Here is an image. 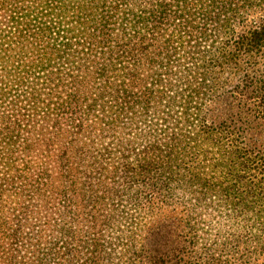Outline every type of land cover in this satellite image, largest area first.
Listing matches in <instances>:
<instances>
[{"label": "trees", "instance_id": "obj_1", "mask_svg": "<svg viewBox=\"0 0 264 264\" xmlns=\"http://www.w3.org/2000/svg\"><path fill=\"white\" fill-rule=\"evenodd\" d=\"M15 1L0 264L264 249V0Z\"/></svg>", "mask_w": 264, "mask_h": 264}, {"label": "rangeland", "instance_id": "obj_2", "mask_svg": "<svg viewBox=\"0 0 264 264\" xmlns=\"http://www.w3.org/2000/svg\"><path fill=\"white\" fill-rule=\"evenodd\" d=\"M26 3L17 4V1L15 0H7L3 10L4 14L0 13V51H4L7 49V47H10L13 45L12 43H15L17 41L16 35H11L7 31V26L9 25V20L12 17H16L17 14L11 12L14 9L22 8L24 9L26 7ZM256 16L252 18V20H255ZM14 47V46H11ZM7 57H10L9 53L7 54ZM3 56V52H0V62H2V58H6ZM15 60V59H13ZM27 60H24V63H26ZM264 131V128H263ZM264 135V132H263ZM257 136L258 143L261 145L262 148H264V136ZM21 138H23V133L21 135ZM19 143H23L22 139ZM260 250L256 251L253 248H249L246 253H238L234 256H229L228 260L231 261V264H264V249H262V246H259Z\"/></svg>", "mask_w": 264, "mask_h": 264}]
</instances>
